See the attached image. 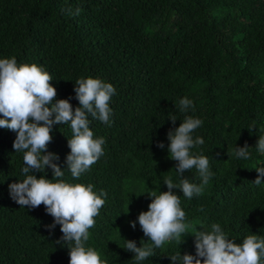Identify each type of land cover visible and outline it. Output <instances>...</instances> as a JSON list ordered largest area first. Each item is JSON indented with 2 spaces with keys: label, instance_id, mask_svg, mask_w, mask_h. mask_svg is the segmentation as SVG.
I'll use <instances>...</instances> for the list:
<instances>
[{
  "label": "trees",
  "instance_id": "1",
  "mask_svg": "<svg viewBox=\"0 0 264 264\" xmlns=\"http://www.w3.org/2000/svg\"><path fill=\"white\" fill-rule=\"evenodd\" d=\"M77 8L79 15H69ZM12 57L50 73L57 89L53 103L67 99L79 107L74 89L81 78H99L116 89L111 125L89 117L94 138L105 140L104 155L89 171L78 179L69 172L70 123L53 125L44 153L59 157L53 161L64 171L59 179L107 193L85 246L108 264H137L125 239L138 247L152 244L138 216L152 202L148 192L168 191L166 178L174 184L182 179L170 159L168 133L187 116L203 121L192 135L205 143L191 151L207 156L213 173L199 196L188 199L172 189L189 233L218 223L236 243L252 234L264 237V182L254 183L255 168L264 167L256 148L264 136V0H0V59ZM185 97L194 110L180 111ZM16 136L0 128V264H69L68 245L58 243L61 226L48 227L54 218L45 206L21 207L11 198L9 185L26 178L24 153L13 148ZM245 144L248 160L234 155ZM34 174L53 178L50 167ZM183 176L202 183L195 168ZM195 239L187 234L181 245L153 246L155 256L139 264H172L169 256L178 253L195 256Z\"/></svg>",
  "mask_w": 264,
  "mask_h": 264
},
{
  "label": "clouds",
  "instance_id": "2",
  "mask_svg": "<svg viewBox=\"0 0 264 264\" xmlns=\"http://www.w3.org/2000/svg\"><path fill=\"white\" fill-rule=\"evenodd\" d=\"M67 11L69 15H79L81 9L77 8L74 13L71 9ZM51 81L50 73L37 64L18 65L15 57L0 59V128L17 133L13 148L15 152L24 153L22 173L26 177L9 185L10 195L21 207L45 206L47 213L54 218V224L48 227L54 229L57 224L61 226L63 236L58 243L68 245L69 264H108L98 251L85 246L90 239L89 230L95 227V217L106 202L103 197L107 193L102 190L98 194L91 184H71L59 179L64 171L53 162L59 157L51 152L44 153L53 139V125L70 123L73 136L68 141L71 149L67 156L69 172L78 179L89 171L104 155L105 144L104 138H94L89 117L111 125L113 112L110 101L116 89L99 78H81L75 81L74 89L80 106L73 109L67 99L53 103L57 89ZM190 108L195 109L192 100L185 97L179 101L181 112H187ZM169 119L173 124L177 120L175 116H169ZM202 123L199 118L187 116L178 128L168 133L170 159L178 162L175 169L182 179L174 184L171 177L166 178L163 183L168 191L147 193L152 202L148 211L139 214L138 222L152 244L144 245L141 241L142 246L138 247L135 241L125 239L124 246L127 251L135 253L133 259L137 264L155 256L154 247L161 248L171 241L181 245L187 234L196 238V255L181 256L178 253L169 256L172 264H264V237L252 234L242 243H236L227 237L218 223L211 225V231H197V228L193 233L188 231L191 224L186 222L180 196L174 194L172 189H180L184 197L191 199L194 195L202 194L204 186L213 176L207 156L194 155L191 151L205 143L202 138L194 139L192 135ZM158 147L163 149L165 145L161 142ZM249 148L247 144L237 147L234 155L248 160ZM256 148L264 154V136H260ZM49 167L53 171L52 179L46 175L37 178L34 174L36 171L43 173ZM193 168L201 178L200 185L183 176L185 171ZM255 170L259 176L254 183L261 185L264 182V167ZM131 227H136L135 221L131 222Z\"/></svg>",
  "mask_w": 264,
  "mask_h": 264
}]
</instances>
